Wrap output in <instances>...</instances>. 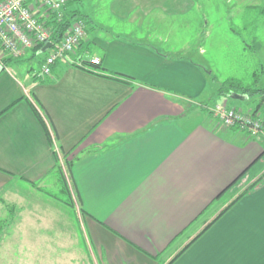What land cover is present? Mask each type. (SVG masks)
I'll return each mask as SVG.
<instances>
[{"label":"crops","instance_id":"0c3cea01","mask_svg":"<svg viewBox=\"0 0 264 264\" xmlns=\"http://www.w3.org/2000/svg\"><path fill=\"white\" fill-rule=\"evenodd\" d=\"M196 7L108 0L113 21L93 34L86 27L71 55L99 57L98 66L62 60L41 76V50L14 58L0 48V192L52 175L62 192L65 175L84 211L79 246L91 264H264V143L176 89L187 62L156 32ZM143 23L149 30L136 33ZM56 207L75 238L76 215Z\"/></svg>","mask_w":264,"mask_h":264},{"label":"rangeland","instance_id":"374dc122","mask_svg":"<svg viewBox=\"0 0 264 264\" xmlns=\"http://www.w3.org/2000/svg\"><path fill=\"white\" fill-rule=\"evenodd\" d=\"M196 1L197 7L187 17L165 20L166 29L155 30L165 40L162 48L187 62V66L183 62L180 66L181 84H176V89L187 91L192 104L217 101L240 105L248 112L260 104L258 108L264 111L262 91L241 99L218 92L222 82L233 78L264 89V0ZM69 8L79 10L91 34L98 23L106 25L108 20L113 21L108 13V0H78ZM158 25L156 21L151 24L152 28ZM146 26L137 24L134 29L136 33H146L149 30ZM91 48L93 52L97 50L94 42ZM47 53L42 52V56ZM31 65L37 69V60ZM260 141L264 143V136ZM52 177L40 185L45 188L42 190L35 185H11L0 192V264H91L79 246L80 240H84L78 235L84 212L76 193L70 186L73 207L49 195L47 190L66 197L51 181ZM56 205L76 215L75 238H71L66 217L54 229L59 225L57 219L60 220L56 217L60 213ZM47 213L54 217L45 216Z\"/></svg>","mask_w":264,"mask_h":264},{"label":"built area","instance_id":"2783aa9c","mask_svg":"<svg viewBox=\"0 0 264 264\" xmlns=\"http://www.w3.org/2000/svg\"><path fill=\"white\" fill-rule=\"evenodd\" d=\"M67 3L68 0H0L1 51L19 58L29 49L51 43L41 65V76L50 75L58 61L80 63V58L74 59L71 55L86 36L84 20H74L59 41L53 37L51 21L64 18ZM89 62L99 65L101 59L92 57ZM209 109L225 127L240 129L254 139L264 136V117L261 113L219 102L213 103Z\"/></svg>","mask_w":264,"mask_h":264},{"label":"trees","instance_id":"16d2710c","mask_svg":"<svg viewBox=\"0 0 264 264\" xmlns=\"http://www.w3.org/2000/svg\"><path fill=\"white\" fill-rule=\"evenodd\" d=\"M78 0H68V3H67V6H66V11H65V16L63 19L61 20H57V19H53L51 21L52 25H53V30H54V38L56 40H60L65 32L69 29V27L71 26L72 22L74 21L73 19H82L80 17V13H79V10L78 9H72V8H69L70 5L74 4V2H76ZM82 20H86L85 18H83ZM86 23V22H85ZM44 45H41V46H38V47H35V49L37 50H41L42 47ZM82 61H80V63H73V64H76L78 66H81V67H85V63L89 62L90 59L87 61L85 59H82L80 58ZM90 63V62H89ZM91 64V63H90ZM93 65V64H92ZM98 66V65H96ZM40 75V74H39ZM111 77L117 79V80H121V81H124V82H130L131 79L129 76L127 75H124V74H117V75H110ZM241 92V93H245V94H248L250 96H252L253 94H259L261 91L264 93V89H261V88H256L255 86L251 85V84H244L241 80H236V79H228V80H225L224 82H222V86L220 87L219 89V94H222V95H226V94H229L231 92ZM262 98H264V96L262 95ZM261 105L259 104L258 107H260ZM255 108V111L254 113H264V111H262L260 108ZM264 117V115H263ZM64 175V174H63ZM65 185H60L61 186V189H62V192L65 194L66 197H61L59 196L57 193H54L52 191H48L47 190V193L51 196H54L55 198L63 201L64 203H66L67 205L73 207L74 205V199H73V195H72V191H71V188L75 191L74 189V186L73 185H70L69 184V181L68 179L65 177L64 175V182H63ZM35 185V184H34ZM259 185V180H255L254 182H252L251 184H249L237 197L236 199L233 200V202H231L226 208H224L220 214L222 215L224 212H226L228 210V208H230L232 206V204L237 201L241 196H243L244 194L250 192L251 190H253L254 188H256L257 186ZM35 186H39V189L42 190V189H45L43 186H40V185H35ZM71 186V188H70ZM84 212V211H83ZM218 216V217H219ZM217 217V218H218ZM216 218V219H217ZM195 240V239H194ZM189 246V244L182 248L179 253L171 260V263H173V261Z\"/></svg>","mask_w":264,"mask_h":264},{"label":"water","instance_id":"95a60500","mask_svg":"<svg viewBox=\"0 0 264 264\" xmlns=\"http://www.w3.org/2000/svg\"><path fill=\"white\" fill-rule=\"evenodd\" d=\"M50 46H51V43H46L42 47L41 52H45ZM230 97L233 98V99H241V98L247 97V95L234 91V92L230 93Z\"/></svg>","mask_w":264,"mask_h":264}]
</instances>
